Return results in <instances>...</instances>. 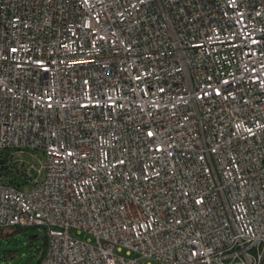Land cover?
<instances>
[{
	"label": "built area",
	"instance_id": "obj_1",
	"mask_svg": "<svg viewBox=\"0 0 264 264\" xmlns=\"http://www.w3.org/2000/svg\"><path fill=\"white\" fill-rule=\"evenodd\" d=\"M15 227L39 264H260L264 0H0Z\"/></svg>",
	"mask_w": 264,
	"mask_h": 264
},
{
	"label": "rangeland",
	"instance_id": "obj_2",
	"mask_svg": "<svg viewBox=\"0 0 264 264\" xmlns=\"http://www.w3.org/2000/svg\"><path fill=\"white\" fill-rule=\"evenodd\" d=\"M19 157L24 158L27 162L34 164L38 168L41 166L39 160L42 162L45 161L43 154L40 152L26 153L19 155ZM40 178L43 179V175ZM13 230L9 228V231ZM43 231L44 229L42 227H31L22 230L9 239H0V264H37L38 256L33 257V249L29 247V242L30 237L37 236L43 233ZM35 243L40 244L41 240Z\"/></svg>",
	"mask_w": 264,
	"mask_h": 264
},
{
	"label": "trees",
	"instance_id": "obj_3",
	"mask_svg": "<svg viewBox=\"0 0 264 264\" xmlns=\"http://www.w3.org/2000/svg\"><path fill=\"white\" fill-rule=\"evenodd\" d=\"M27 228H31V227H15L12 228L14 229L13 231H9V229H0V239H4V238L9 239L11 236L18 234L22 230H26ZM40 240H41L40 244H36V243L34 244V242L36 241L39 242ZM29 247L33 249L32 251L33 257L38 256L37 264H39V262L45 255L47 249V238L45 235V231H43V233H40L37 236L30 237ZM260 264H264V255Z\"/></svg>",
	"mask_w": 264,
	"mask_h": 264
}]
</instances>
